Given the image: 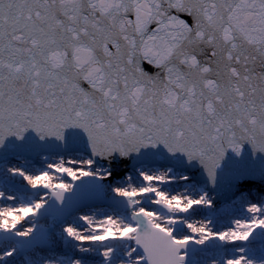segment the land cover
Returning a JSON list of instances; mask_svg holds the SVG:
<instances>
[{
    "label": "snow or ice",
    "instance_id": "snow-or-ice-1",
    "mask_svg": "<svg viewBox=\"0 0 264 264\" xmlns=\"http://www.w3.org/2000/svg\"><path fill=\"white\" fill-rule=\"evenodd\" d=\"M0 264H264V0H0Z\"/></svg>",
    "mask_w": 264,
    "mask_h": 264
},
{
    "label": "rangeland",
    "instance_id": "rangeland-1",
    "mask_svg": "<svg viewBox=\"0 0 264 264\" xmlns=\"http://www.w3.org/2000/svg\"><path fill=\"white\" fill-rule=\"evenodd\" d=\"M13 162H15V161H13Z\"/></svg>",
    "mask_w": 264,
    "mask_h": 264
}]
</instances>
